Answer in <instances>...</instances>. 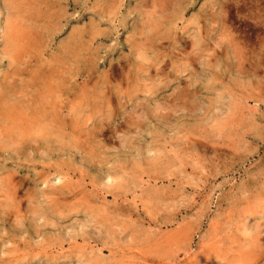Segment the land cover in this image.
<instances>
[{
    "label": "rangeland",
    "instance_id": "1",
    "mask_svg": "<svg viewBox=\"0 0 264 264\" xmlns=\"http://www.w3.org/2000/svg\"><path fill=\"white\" fill-rule=\"evenodd\" d=\"M0 264H264V0H0Z\"/></svg>",
    "mask_w": 264,
    "mask_h": 264
},
{
    "label": "bare ground",
    "instance_id": "2",
    "mask_svg": "<svg viewBox=\"0 0 264 264\" xmlns=\"http://www.w3.org/2000/svg\"><path fill=\"white\" fill-rule=\"evenodd\" d=\"M17 37V36H16ZM15 37V38H16ZM20 45V44H19ZM23 46V45H22ZM18 69V68H17ZM16 71V70H15ZM36 93V92H35ZM18 109V108H17ZM26 109V108H25ZM20 110V109H19ZM22 110V109H21ZM20 112V111H19ZM37 113V112H36ZM30 115V114H29ZM21 119V118H20ZM27 120V119H26ZM5 122V120H3ZM26 122V121H25ZM23 125V124H22ZM20 127V126H19ZM30 128V127H29Z\"/></svg>",
    "mask_w": 264,
    "mask_h": 264
}]
</instances>
